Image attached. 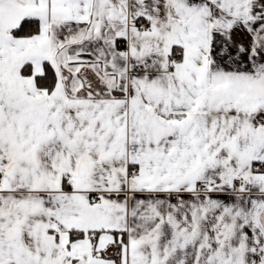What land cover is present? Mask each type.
I'll list each match as a JSON object with an SVG mask.
<instances>
[{"label":"snow or ice","instance_id":"snow-or-ice-1","mask_svg":"<svg viewBox=\"0 0 264 264\" xmlns=\"http://www.w3.org/2000/svg\"><path fill=\"white\" fill-rule=\"evenodd\" d=\"M0 264H264V0H0Z\"/></svg>","mask_w":264,"mask_h":264}]
</instances>
